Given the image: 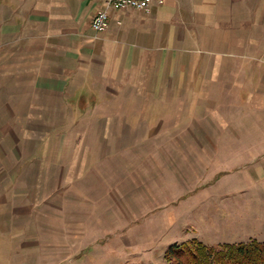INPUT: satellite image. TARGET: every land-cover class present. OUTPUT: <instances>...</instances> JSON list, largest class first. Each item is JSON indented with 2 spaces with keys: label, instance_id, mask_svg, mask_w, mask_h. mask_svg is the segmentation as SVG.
Segmentation results:
<instances>
[{
  "label": "crops",
  "instance_id": "obj_1",
  "mask_svg": "<svg viewBox=\"0 0 264 264\" xmlns=\"http://www.w3.org/2000/svg\"><path fill=\"white\" fill-rule=\"evenodd\" d=\"M263 5L259 0L252 11L250 0H164L148 13L111 9L108 29L95 38L91 20L100 0H0L2 238L17 239L33 225L56 235L44 245L53 248L47 264L92 247L125 249L123 239H143L138 218H149L151 233L185 225L175 209L186 193L176 181L178 190L171 189L168 152H213L205 156L213 177L236 175L253 185L251 168L263 181L264 138L244 143L234 128L222 133L236 119L243 133L264 134ZM152 102L167 116L177 105L183 131L175 135L211 129L213 144H147L153 154L146 159L112 163L109 155L129 150L134 135L169 128L135 117L137 104ZM122 165L130 178L122 177ZM214 191L223 199L232 188ZM113 198L134 215L123 227L108 212ZM145 202L147 213L138 212ZM32 235L36 242L23 247L44 239Z\"/></svg>",
  "mask_w": 264,
  "mask_h": 264
},
{
  "label": "rangeland",
  "instance_id": "obj_2",
  "mask_svg": "<svg viewBox=\"0 0 264 264\" xmlns=\"http://www.w3.org/2000/svg\"><path fill=\"white\" fill-rule=\"evenodd\" d=\"M258 1L259 0H250L252 11L257 8L256 5ZM260 9H262L261 14L264 16V5L261 6ZM261 31V35H264V24ZM160 105H162V103L158 102H152L147 105L143 103H141V105L137 104L136 108H138V110L135 113V117L146 127H149V122L153 121L157 124L168 125L169 128L158 131L151 129L147 131V135L146 133H143L144 135L141 136L134 135L129 141L130 144L126 146L129 150L121 151V153L118 152L116 154L117 156L115 153L109 155L108 158L112 160V163L118 164L120 161L118 158L119 156H125L127 158L130 156L133 158L130 159L133 162H138L140 158L142 160L146 159L148 155L153 154L145 150L147 144H213V130L211 129H208L211 131V134L208 135H175L180 134L183 131L181 125L178 124V120L176 119L177 105L171 106L170 109L172 111L168 110L170 116H167V111L165 114V110L163 111V109L160 108ZM126 107L129 108L130 106L126 105ZM167 117H169V119H167ZM239 122L240 120L235 119L229 130H223V137L230 135L229 131L234 128L233 131L236 132V136H239L244 143H253L254 140L264 138L262 132H253L251 130L253 133L250 135L245 134L246 132L243 133L240 128L236 127V124ZM156 132L163 134L162 136L155 137L154 135H156ZM193 132L194 134L197 133L196 130ZM149 138L152 140L150 141ZM236 142L237 141H235V143ZM164 154H170L171 157H174V160L171 159L169 163L172 170L168 169L169 172H167L168 179L171 183V189L177 191L180 187L179 189L186 193L185 202H181L178 205L179 208H174L177 213L181 212L179 213L180 216H184L185 225L181 224L178 226L177 224L175 229L170 232L156 231L151 233L150 225L148 224L149 218L145 220H143L144 218H138L136 224L140 225L142 223V225L138 226V228L140 227L139 236L143 238L141 239L142 241L140 239H135L134 241L129 242L128 240L125 241L123 239L122 243L126 247L121 251H106L103 253L102 250H99L100 253H97V249L92 247L85 255L75 258H57L51 263H46L167 264L164 255L168 248L173 244L183 243L192 239H197L209 246H217L223 243H244L252 240L264 241V180H259L251 168L247 170L249 172L248 176H251L250 178L252 181H255V183L253 185H248L244 179V184H240V182L238 183L236 175L229 177L226 175L213 177V162L211 163L208 157H205L213 155V152H168ZM181 154H185L189 156V158L191 157L190 160H183V158L180 157ZM200 154L202 156L201 159L197 157ZM193 156H196L194 157L195 159L192 158ZM199 160H202V162ZM160 161H163L164 164L167 162L166 159H160ZM179 167L183 169L182 174L178 172ZM121 171L123 172L122 177L130 178L131 171L129 166L122 165ZM244 171L247 174L245 169H242L240 172L244 173ZM107 178L111 181L110 177L107 176ZM175 181L178 184V188L176 185H172ZM107 185L110 190L115 188L114 182L107 183ZM220 188H223L224 192H228L230 188H232V193L223 199L217 198L216 196L219 192H215L214 190ZM135 201L138 204L140 203V200L135 199ZM111 202L112 205L108 204L111 206V209L108 212L111 214L110 216L113 221L118 223L120 220L119 224L123 227L133 219L134 215L130 214V210L125 208L124 204L122 205V203L119 202V199L113 198ZM138 212L147 213V202H145L144 206H141L138 209ZM36 217L37 215L33 218ZM133 228L136 230L135 227ZM177 228H179V230ZM32 234H41V236H44V239L37 241L38 246L35 248H28V246L23 247L26 243L32 242V240L36 242L35 237L32 239L29 237L33 236ZM53 236L56 235L39 233L34 225L32 230H27L23 236L17 239H12L10 235H8V238H2L0 232V264H45V255L51 252L53 248L44 245L50 243ZM145 240H147V242ZM60 241L64 242L63 236ZM149 242H151V244H148ZM53 244H55V242ZM129 244L137 245L128 249L130 247Z\"/></svg>",
  "mask_w": 264,
  "mask_h": 264
},
{
  "label": "trees",
  "instance_id": "obj_3",
  "mask_svg": "<svg viewBox=\"0 0 264 264\" xmlns=\"http://www.w3.org/2000/svg\"><path fill=\"white\" fill-rule=\"evenodd\" d=\"M164 259L167 264H264V241L209 246L192 239L171 245Z\"/></svg>",
  "mask_w": 264,
  "mask_h": 264
},
{
  "label": "built area",
  "instance_id": "obj_4",
  "mask_svg": "<svg viewBox=\"0 0 264 264\" xmlns=\"http://www.w3.org/2000/svg\"><path fill=\"white\" fill-rule=\"evenodd\" d=\"M103 8L98 10L91 20V28L96 38L99 34L104 33L109 26V11L111 9L127 11L136 10L148 13L151 6L156 2L163 4L164 0H100Z\"/></svg>",
  "mask_w": 264,
  "mask_h": 264
}]
</instances>
